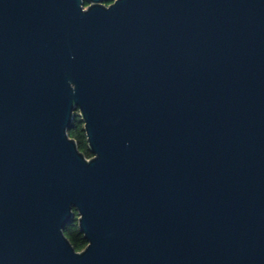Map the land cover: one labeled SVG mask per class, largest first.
Wrapping results in <instances>:
<instances>
[{
    "label": "water",
    "instance_id": "1",
    "mask_svg": "<svg viewBox=\"0 0 264 264\" xmlns=\"http://www.w3.org/2000/svg\"><path fill=\"white\" fill-rule=\"evenodd\" d=\"M86 1L0 0V264H264V0Z\"/></svg>",
    "mask_w": 264,
    "mask_h": 264
},
{
    "label": "trees",
    "instance_id": "2",
    "mask_svg": "<svg viewBox=\"0 0 264 264\" xmlns=\"http://www.w3.org/2000/svg\"><path fill=\"white\" fill-rule=\"evenodd\" d=\"M83 127V120L77 114L72 126L69 129V133L71 137H74L78 141L81 151H83L88 157H91L93 154L88 148L86 132ZM65 234L69 237L70 241L77 250L83 249L87 244V241L80 232L77 223H72L67 228H65Z\"/></svg>",
    "mask_w": 264,
    "mask_h": 264
},
{
    "label": "flooded vegetation",
    "instance_id": "3",
    "mask_svg": "<svg viewBox=\"0 0 264 264\" xmlns=\"http://www.w3.org/2000/svg\"><path fill=\"white\" fill-rule=\"evenodd\" d=\"M114 2H115V0H103V1H102V3H103L104 5H106V6H109V5L113 4ZM84 4H85V7H86V6L89 5V2L85 0ZM78 216H79V215H78L77 211L75 210V218H74V220H73L70 224H72V223H77V226H78ZM75 219H76V221H75ZM70 224H69V225H70ZM69 225H68V226H69ZM68 226H67V227H68ZM67 227H66V228H67Z\"/></svg>",
    "mask_w": 264,
    "mask_h": 264
}]
</instances>
